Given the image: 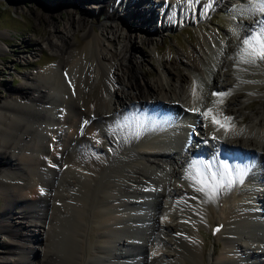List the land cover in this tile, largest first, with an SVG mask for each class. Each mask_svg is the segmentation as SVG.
I'll return each instance as SVG.
<instances>
[{"label":"bare ground","instance_id":"bare-ground-1","mask_svg":"<svg viewBox=\"0 0 264 264\" xmlns=\"http://www.w3.org/2000/svg\"><path fill=\"white\" fill-rule=\"evenodd\" d=\"M84 1L89 5L77 19L70 18L64 30L53 25L43 40L59 59L26 75L25 86L0 104V198L9 214L1 217L0 232L12 239L10 264L31 257L36 264H182L179 237L186 229L193 236L190 255L197 264H264V110L247 114L240 124L233 118L227 128L201 115L212 108L222 123L230 114L245 117V102L257 94L259 83L247 84L243 75L264 77V63H238L237 52L247 36L242 29L264 16L238 14L234 9H247L248 0H233L236 7L223 40L203 28L189 54L161 59L150 80L142 69L148 58L137 59V44L152 42L181 21L208 17L211 4ZM101 12L107 15L101 24L88 16ZM47 15L54 23V14ZM137 16L160 26L139 28ZM78 30L83 32L81 52L75 48ZM34 45L42 53L38 40ZM220 91L230 94L213 95ZM134 116L166 122L139 137L136 130L128 132L124 142L117 130ZM130 149L139 156L128 157ZM215 152L250 168L243 183L207 200L185 175L192 159ZM212 215L221 224L222 249H213L206 260L194 229ZM30 216L43 234L28 224ZM19 229L39 241L42 253L33 246L19 250L18 242L27 243Z\"/></svg>","mask_w":264,"mask_h":264},{"label":"rangeland","instance_id":"rangeland-1","mask_svg":"<svg viewBox=\"0 0 264 264\" xmlns=\"http://www.w3.org/2000/svg\"><path fill=\"white\" fill-rule=\"evenodd\" d=\"M203 1L211 4L213 8L208 17L200 19L195 23H185L181 21L178 25L173 26L172 29L163 31L160 36H155L152 42L143 44L139 42V44H137V59L142 62L143 58H148V60H146L147 63L142 66V69L145 71L144 76L147 79H155V73L161 59L168 60L169 58H176L178 53L189 54L190 46L197 42L200 35L204 32L203 28L207 33L212 32L215 34L218 39L222 38L221 40H223V38H225L227 35L226 32L229 28L228 21L232 17V9L236 7L235 2L231 0V4L228 2L222 6L218 4L219 0ZM88 5L89 2L84 0H67L65 4H60L57 0H0V104L15 96V91L25 86L24 77L26 75L34 76L36 71L45 69L59 59L57 54H55L56 52L49 49L43 42L44 38L49 34L50 30L54 28L53 25L57 26L60 30H64L68 27L70 18L77 19L82 13V7ZM132 7L133 8H131L129 12H132L135 9V6ZM121 8L122 7H119V14L123 15V20L127 23L129 19L124 16L125 11H122ZM159 11V9L156 10L158 15ZM48 12L53 13L55 16L56 20L52 24L47 18ZM88 16L94 18L97 24H101L107 20V15L104 12L92 13ZM136 22L139 23V28L144 27L146 29L149 25L157 28L160 26L159 23L154 20H150L147 25V22H144L140 16L136 17ZM97 32L100 33L98 27ZM75 35V48L81 52L84 47L83 32L78 30ZM134 36H136L135 33ZM137 39L139 41V38ZM36 40H38L43 47L42 53L37 51L38 47L34 45ZM135 40L136 38L133 39V42ZM105 45H107V42H105ZM148 52L150 53L149 57L147 56ZM262 62L264 63V61ZM257 65L259 66V64ZM260 67L264 69V65H260ZM243 78L245 82L252 81L251 83L246 82L247 84L259 83V87L257 88V91H255L257 94L248 98L245 102V105L247 106L242 112L245 115L244 118H240L241 115L238 113L230 114L229 117L235 119V124H240L241 121H246V115L252 114L259 108L264 110V77L260 78L259 75L257 76L254 73L245 72ZM248 90L250 91L249 88H243L244 93L249 92ZM118 126L121 127V124H118ZM119 129L120 130H117L119 131L117 132V137L121 136L120 139L126 142L128 139L126 138L128 137V132L137 130L136 121H130L125 125L123 124ZM194 132H196V130H194ZM128 155V157L139 156L138 152L132 149L128 150ZM5 202L6 200L4 197L0 198V219H2L1 217H3V214L6 215L7 213ZM15 210L23 211V207L17 206ZM10 214L15 220V213L12 212ZM8 215H6L5 218H8ZM212 216L208 217V223H203L202 220H199L197 228L194 229L196 237L201 242L204 258L206 260H208L209 252L213 249L216 253H219L222 249L221 239L218 238L219 230L217 231V229H215L219 220L215 218L214 215ZM29 220L28 224L30 225V223H32L33 229H35L38 234H43V228L40 223L32 216L29 217ZM186 230L183 231V233L181 232V235L184 236L180 235L179 237L180 243L182 242L179 247H183L180 252L181 255H184L182 264H197L199 262L194 260L190 255V241L193 236L190 238L191 234H189L188 230V232H186ZM215 231H217V233H214ZM19 232L23 233L25 242H27H18V246L20 247L19 250L21 252L27 249L28 246H33L35 251L37 250V253H42V247L39 241L30 240L23 229H19ZM186 233L188 234L186 235ZM166 238L169 237L167 236ZM62 240L65 244L67 238H62ZM11 246L12 239L4 234V232H0V260L3 261L4 264H10V261L14 257L11 254ZM185 246L188 249L187 251ZM143 248L144 247H142V249ZM23 260L24 264H36V259L33 257L28 259L25 258ZM161 264H164V262Z\"/></svg>","mask_w":264,"mask_h":264},{"label":"snow or ice","instance_id":"snow-or-ice-1","mask_svg":"<svg viewBox=\"0 0 264 264\" xmlns=\"http://www.w3.org/2000/svg\"><path fill=\"white\" fill-rule=\"evenodd\" d=\"M248 4L249 7L247 9L240 8L234 10L241 15L264 16V0H248ZM242 30L247 32V36L242 39V46L237 52V62L255 65L258 61H264V18H258L256 24ZM246 82L251 83L252 81ZM229 94L227 91L213 93L217 97H225ZM195 95L196 90L194 86L193 96ZM218 103L222 104L223 100H219ZM201 115L205 117L211 116L214 124L225 128L230 127L227 122L233 119L232 117L225 116L222 118L224 121L222 123L221 119H217V116L213 114L212 108H208ZM133 119L136 121V137H139L148 128L166 122L153 121L149 117L140 119L134 116ZM213 139H215L214 136ZM249 168L250 165L237 162L229 163L227 159H221L219 152H215L207 159H192L187 166L185 179L191 181V186L195 191L204 193L207 200H215L221 191L231 189L234 185L243 183Z\"/></svg>","mask_w":264,"mask_h":264}]
</instances>
